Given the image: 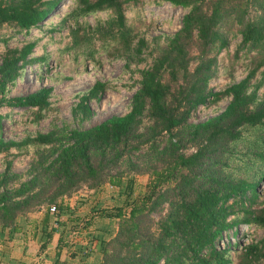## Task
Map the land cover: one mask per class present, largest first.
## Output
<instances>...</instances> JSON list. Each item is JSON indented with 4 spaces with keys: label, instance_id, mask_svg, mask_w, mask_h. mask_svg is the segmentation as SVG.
I'll list each match as a JSON object with an SVG mask.
<instances>
[{
    "label": "trees",
    "instance_id": "16d2710c",
    "mask_svg": "<svg viewBox=\"0 0 264 264\" xmlns=\"http://www.w3.org/2000/svg\"><path fill=\"white\" fill-rule=\"evenodd\" d=\"M61 1L0 0V29L25 34ZM73 1L78 16L110 13L107 34L123 50L126 67L144 62L149 46L150 63L139 72L125 114L85 130L55 129L17 141L0 138V154L28 146L49 151L31 163L26 181L11 172L10 161L0 174V239L3 233L20 234L28 212L56 208L81 186L123 190L124 178L145 175L142 196L125 203V216L117 210L114 235L99 241L98 264H228V250L216 247L225 232L234 235L240 225L264 231V198L259 201L257 191L264 176V94L258 97L259 86L250 84L264 66V0H153L187 9L180 29L160 44L159 38L149 43L137 37L126 24L125 10L137 0ZM233 26L238 47L259 57L243 79L213 93L208 83L216 56ZM34 46L28 42L4 51L0 109H32L37 119L48 108L50 88L7 97L26 65L44 61L28 57ZM104 86L96 82L80 97L76 108L82 118L90 116L88 101L98 100ZM225 97L229 101L219 114L189 123L198 106ZM261 259L264 236L244 248L240 264H261Z\"/></svg>",
    "mask_w": 264,
    "mask_h": 264
},
{
    "label": "rangeland",
    "instance_id": "374dc122",
    "mask_svg": "<svg viewBox=\"0 0 264 264\" xmlns=\"http://www.w3.org/2000/svg\"><path fill=\"white\" fill-rule=\"evenodd\" d=\"M137 1L136 5L128 6L125 10L126 24L133 32L137 33V37L141 36L149 43L159 38L160 44V42H164V38L172 36L180 29L182 17L186 14L187 9L174 7L161 1ZM75 6L73 0H62L52 13L40 23L39 27L31 28L25 34L8 27L0 29V63L6 49L20 48L28 42H35L28 57L44 59L43 62H34L23 68L18 78L8 87L7 97H22L34 93L42 87L51 89L48 108L38 114L40 118L35 119L37 113L32 109L6 107L0 109V114L3 116L0 129L2 140L17 141L55 129L85 130L110 116H121L128 111L130 98L138 87L139 72L150 63L149 50L151 46L146 51L144 62L137 66L130 64L126 67L123 50L107 34L110 13L100 11L78 16L74 12ZM236 30V26L228 28L226 32L227 45L216 56L215 74L208 83V87L213 93L220 92L243 79L259 57L253 50L247 51L238 47L240 36ZM196 54L195 48H192L190 55L195 56ZM96 82L104 83V90L98 100L88 101L91 114L88 118H82L76 105L80 97ZM250 84L259 86L256 93L258 97L264 94V66L257 70ZM228 101L229 98L225 97L215 103L209 102L198 106L189 117V123L203 122L219 114ZM250 135L254 137L256 134L250 133ZM239 145H243V143ZM240 149L244 150L242 147ZM191 151V149L185 150V154ZM41 154L48 155L49 151L46 152L45 147L28 146L25 150L11 149L8 154H0V174L7 162L10 161L11 172L19 176V181H26L29 177L31 163ZM146 180L145 175L124 178V189H121L123 187L116 189L112 200H108L104 207L101 206L95 210L92 216L93 220H84L85 217H82V223L71 221L66 225V229L59 228L58 232L60 236H63L60 238L62 241L60 244H51L48 249L44 248L45 251L40 255L41 258H38V255L42 253L41 248L44 244L39 247L38 244L42 239L35 237L37 236L36 228L31 221H38L46 210L45 206L40 212H28L23 220V222L25 221L24 229L27 232L31 231L28 236L37 242L34 243L31 239H27L22 244L23 237L19 236L15 239L17 243L13 244L18 248L23 246L25 248V244L28 242V248L26 247V251L22 252L23 259L28 264L53 263L51 262L52 256L57 252V249H59V259L53 264H72L75 261L71 259L73 257L75 259L83 258L82 260L76 259L75 264H94L96 255L99 256L95 249L97 242L116 230L118 219L114 216L117 210L122 211V216L127 214L125 203L142 196ZM101 187L107 186L104 184ZM85 189L81 186L78 191L81 192ZM257 191L259 201H262L264 198V176L258 183ZM48 211L54 213L49 209ZM95 231L99 232L100 239L96 238ZM3 234V237L7 235ZM263 236L264 231L254 225H240L234 235L232 231L225 232L216 247L228 250V264H240L244 248L255 244ZM2 241L7 242L3 238L0 239V244L3 243ZM87 243H90L88 248ZM93 245L95 246L91 249L90 247ZM83 246L86 248H76ZM15 252L21 253L20 249L14 250ZM33 259L36 262H32ZM66 261L68 262L66 263ZM261 264H264V259H261Z\"/></svg>",
    "mask_w": 264,
    "mask_h": 264
},
{
    "label": "crops",
    "instance_id": "0c3cea01",
    "mask_svg": "<svg viewBox=\"0 0 264 264\" xmlns=\"http://www.w3.org/2000/svg\"><path fill=\"white\" fill-rule=\"evenodd\" d=\"M106 186L107 187H100L96 191H87V190H84L81 192L77 191L74 194H72V196L63 199L62 204H60V206H58L57 208H54V211H53L54 213L50 211L43 212L40 218L38 219V221L36 222L31 221L33 226L36 228L35 234L37 233V236L35 237L42 239L41 242L38 244L39 247L40 245L44 244L41 250H43L44 248L48 249L51 244H54V245H56L57 243L60 244V242L62 241V239L60 238L63 236H60L58 232L59 228L66 229L67 228L66 225H68L71 221H77L79 223H82V217H85L84 220L92 219L93 218L92 216L95 210H98L101 206L104 207L105 202H108V200L111 201L112 200L111 198L114 197L115 191L117 188L110 187L108 185ZM52 223L53 225H50ZM58 225H60V227H58ZM114 232L115 230L108 237L101 238V240H108L114 235ZM29 233H31V231L27 232L26 229H23L18 235H12V236L6 235L5 237L1 238V239L4 238L7 242L2 241L4 244L3 243L0 244V264L26 263L27 262L25 259H23L22 252L26 251L28 242L25 244L26 246L25 248L24 246L18 248L13 243H17L15 239H17L19 236L23 237L22 244H24V241L27 239L32 240V238L28 236ZM101 235H103L102 232H101ZM99 236H100L99 232H96V238L98 237L100 239ZM32 242L35 243L37 241L34 239L32 240ZM87 244H88L87 246L88 248L90 246V243H87ZM98 244H99V241L97 242V247L95 248L97 252H98ZM94 246L95 245L91 246L90 248L93 249ZM76 248L85 249L86 247L83 246V247H76ZM17 249H20L21 253H17V252L14 253V250H17ZM44 251L45 250H43L42 253L38 255L39 257L38 256L37 257L41 258L40 255L44 254ZM55 255L56 254L54 253L52 256L51 262L53 263H56V261L58 262V259H59L58 257L55 258ZM71 259L75 260L74 262H77L76 259L82 260L83 258L79 257L75 259V257H73ZM99 259H100V255L98 257L96 255L95 257L96 263L94 264H98ZM32 262H36V261H34L33 259ZM67 262L68 261H66V263ZM74 262L72 264H75ZM53 263H50V264H53ZM33 264H36V263H33Z\"/></svg>",
    "mask_w": 264,
    "mask_h": 264
},
{
    "label": "built area",
    "instance_id": "2783aa9c",
    "mask_svg": "<svg viewBox=\"0 0 264 264\" xmlns=\"http://www.w3.org/2000/svg\"><path fill=\"white\" fill-rule=\"evenodd\" d=\"M50 210H51V211H54V208H53V207H51V208H50Z\"/></svg>",
    "mask_w": 264,
    "mask_h": 264
}]
</instances>
